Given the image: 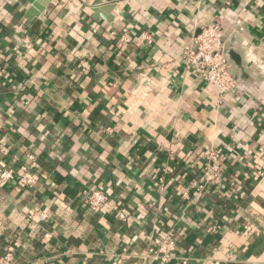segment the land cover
Listing matches in <instances>:
<instances>
[{"label":"crops","instance_id":"1","mask_svg":"<svg viewBox=\"0 0 264 264\" xmlns=\"http://www.w3.org/2000/svg\"><path fill=\"white\" fill-rule=\"evenodd\" d=\"M35 1L0 0V172L39 163L35 185L0 184V264L14 241L12 264H180L154 236L190 264H264V0ZM210 24L222 99L184 64ZM208 149L222 182L198 192ZM98 185L102 210L83 194Z\"/></svg>","mask_w":264,"mask_h":264},{"label":"built area","instance_id":"2","mask_svg":"<svg viewBox=\"0 0 264 264\" xmlns=\"http://www.w3.org/2000/svg\"><path fill=\"white\" fill-rule=\"evenodd\" d=\"M143 38L149 43L151 42L148 36L145 35ZM123 42H128V39L122 37L121 44ZM26 45L30 47L31 44ZM183 57L185 66L201 76L207 86L216 87L217 94L221 99L235 87V80L227 60L226 41L219 24H210L204 27L201 33L184 47ZM84 67H87L86 64ZM204 155L206 160L203 168L204 172L200 179L194 181L191 185V188L196 189L198 192L204 191L211 185H219L222 182L221 153L216 149H208ZM27 159L28 161L21 164L17 169L4 168L0 172V184H8L17 178L25 186L35 185L37 182L35 170L39 168V163L35 154H28ZM83 194L85 195L86 204L92 209L102 210L110 204V197L103 185L85 188ZM126 213V209H120L118 212L119 218L124 220ZM32 214L30 212V215ZM46 218L45 214H41L42 220ZM246 230L249 231L250 228L246 227ZM20 247L21 244L17 241L8 245L4 256L5 264L13 263L16 252ZM148 252L163 263L177 259L180 264H190L188 257L180 258L177 256L178 244L172 237L154 236Z\"/></svg>","mask_w":264,"mask_h":264},{"label":"water","instance_id":"3","mask_svg":"<svg viewBox=\"0 0 264 264\" xmlns=\"http://www.w3.org/2000/svg\"><path fill=\"white\" fill-rule=\"evenodd\" d=\"M46 1L47 0H39V1H35V2H33V9H32V11H33V14H35V15H37L38 14V12H41V11H43L44 9V6L42 5V3H46ZM32 14V15H33ZM30 18H32V17H30ZM229 54V56L231 57V58H234V54L233 53H231V52H229L228 53ZM237 61V60H236ZM238 63V65H240L239 64V62H237Z\"/></svg>","mask_w":264,"mask_h":264}]
</instances>
